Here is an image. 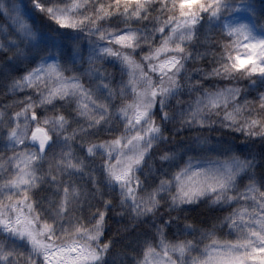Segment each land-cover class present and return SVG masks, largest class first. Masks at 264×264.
<instances>
[{
  "label": "clouds",
  "instance_id": "9594fccd",
  "mask_svg": "<svg viewBox=\"0 0 264 264\" xmlns=\"http://www.w3.org/2000/svg\"><path fill=\"white\" fill-rule=\"evenodd\" d=\"M98 2L99 0H82L80 7L69 10L70 0H39L43 8L36 6L37 0H0V157L8 159L10 152L24 149L39 151L38 145L28 139L22 144L16 145L13 142L9 146L6 138L8 123H15L17 119L21 126L25 121L29 126L42 123L51 136L45 156H54L61 150L70 148L73 158L82 160L80 169L67 172L62 170L60 173L71 177L83 196V204L77 201L69 211L75 213L77 219L83 216L84 223H92L94 209H107L102 236L116 233L114 238L117 243L103 253L100 264H129L131 258L125 251L126 246L130 245L129 234L134 235L137 231L154 227L161 222L160 217L166 212L177 218L175 224L165 218V223L172 227L173 233L177 225L184 227L185 216L193 224L202 225L204 221L200 219L201 214L207 216L211 213L212 206L208 203L209 194L191 202L174 205L170 198V193L175 191L172 187L159 193V203L154 212L138 216L134 223H129L130 203L124 207L121 215H116L120 211L118 205L122 190L119 185L110 184L107 180L103 167V160L107 157L99 148L100 142H106L122 133H142V143L149 147L134 173L141 181L138 196H142L154 183L158 184L162 175L189 157L197 159L232 151L250 159L254 157L253 163L257 166L258 174L264 171V134L257 127V134L251 135L253 128L249 126L246 130L244 127L248 124L249 117H256L264 124V108L258 103L260 94L264 93V74L248 73L246 69L225 71L223 67L231 65L237 52L241 57L247 54L246 49L234 52L228 47L227 41L232 36L224 30V24H246L253 35L264 37V0H223L218 16L211 17L202 12L195 24L186 25L182 31L191 33V36L181 41L184 50L177 53L180 56L179 67L169 73L175 78L174 86L169 87L162 96L163 103L146 96L145 101L152 104L148 115L139 122L132 120L130 124L128 113L133 109L129 107L128 113L120 111L123 105L134 101L135 97L131 85L127 83V68L119 57L101 53L100 48H115L116 44L109 45L112 35L134 31L135 46L125 47L121 51L146 65L148 62L143 59V53L148 52L150 44L158 42L161 36L156 31V25L163 23L169 13L175 15L176 8L171 3L166 5L165 0H146V7L139 17L131 16L130 13L125 17L120 13L101 18L94 25L92 21L95 19V5ZM49 7L52 9L51 13L48 11ZM64 11H69L70 16L87 19L77 20L76 27L61 26L53 19V15ZM21 22L32 35H26L21 30ZM100 32H104L108 39H100ZM90 57H95V63H92ZM53 60L58 61L66 74L76 73L86 90H91L97 100L106 102L107 108L90 104V109L102 116L98 122H89L74 111V97H53L50 101H42L41 97L48 89L47 78L42 84L31 88L26 85L18 87L14 83L40 61ZM259 62L264 63V60ZM145 70L151 76L153 85H159L162 80L168 85L167 75L162 76L147 68ZM139 86L143 87V84ZM223 89H233L236 94L230 96L227 103L212 106L204 102L209 93ZM157 95H160L159 92ZM197 99L201 106L193 114V105ZM25 104H31L32 108L21 112ZM237 105L241 106L240 111H236ZM33 111L37 113L36 119L32 118ZM13 112L19 113L18 117H14ZM58 112L63 114V121H56ZM227 112H232L236 118L227 119ZM149 121L155 124L158 131L154 135H143L144 127ZM61 123L63 127H60ZM74 127L81 130L69 142L65 132L72 135ZM238 136L246 142L238 144ZM89 142L95 145L92 152L86 147ZM165 153L172 154V159H162ZM43 171L46 173L47 168ZM41 183L43 187L38 185L34 189L33 199L41 216L49 218L51 209L47 203V193L51 192V188L47 180ZM97 192L99 194L94 195ZM84 193L87 194L83 195ZM104 196L116 202L115 210L103 204ZM65 222H72L67 213ZM55 223L59 234L62 222L57 219ZM122 225H127V232L122 230ZM0 245H3L5 252L10 248L23 250L25 253L30 251L26 238L2 227ZM32 256L34 260L39 259L36 253ZM0 264L19 262L16 256H9L6 261H0Z\"/></svg>",
  "mask_w": 264,
  "mask_h": 264
},
{
  "label": "snow or ice",
  "instance_id": "6c2138e0",
  "mask_svg": "<svg viewBox=\"0 0 264 264\" xmlns=\"http://www.w3.org/2000/svg\"><path fill=\"white\" fill-rule=\"evenodd\" d=\"M82 0H70L68 9L80 7ZM171 3L176 8L175 15L169 13L163 23L156 25V31L161 33L158 42L150 44L149 50L143 53V59L148 63L141 64L135 57L130 56L121 49L134 47L136 33L124 31L111 36L109 45L117 47H101V53L119 57L121 63L128 71L127 83L131 85L135 94L134 101L123 105L121 113H128V108L133 111L128 113L129 124L132 120L141 121L148 115L151 102H146L145 97L150 96L163 103L162 96L174 86L175 78L169 73L179 67L182 52L181 41L191 36V33L182 31L186 25L196 23L197 17L207 13L211 17L218 16L223 0H165V4ZM37 7L43 5L37 0ZM146 7V0H99L95 5V25L97 20L104 17H112L123 13L125 17H139ZM51 13L52 9L49 7ZM61 26L76 27V21L87 17L70 16L69 11L57 12L53 15ZM166 25V26H165ZM21 30L26 35H32L21 22ZM224 30L231 34L232 39L227 45L234 52L238 49H246L247 54L241 57L235 55L231 65H224L225 71L246 69L248 73L264 74V37L253 35L246 24H224ZM100 39H108L104 32L98 33ZM147 43V41H145ZM95 63V57H90ZM150 71L168 76V85L163 82L153 85ZM47 78V93L42 95V101H50L53 97H74V111L89 122L99 121L102 116L90 109V104H97L101 108H107L106 102L95 98L91 90H86L78 75L66 74L58 61H40L33 68L23 74L22 79L14 83L18 87H35L42 84ZM103 83V81H101ZM143 84V87L139 85ZM107 86V85H106ZM113 91L114 90H111ZM159 92V96L157 93ZM233 89H223L209 93L205 98L206 104L215 106L219 103H227L230 96L235 95ZM260 107L264 108V93L260 94ZM201 106L197 99L193 105V114H196ZM32 108L31 104H25L24 109ZM241 106H236L240 111ZM14 117L19 113L13 112ZM36 119L37 113H31ZM2 116V113H0ZM227 119L234 120L232 112L225 113ZM56 121L64 120L62 113H57ZM256 135V128L264 134V124L256 117H249L248 124ZM63 127V124H60ZM81 129L74 127L72 135L65 132L66 139L71 142L73 136ZM158 129L152 121L145 127L143 135H154ZM6 138L9 146L14 142L22 144L25 139L35 142L39 151L24 149L10 152L8 159L0 157V227L26 238L30 251L10 248L4 251L0 245V261H6L9 256H16L19 264H100L103 253L117 243L116 233L110 236H102L103 224L107 216V209L97 207L94 209L92 223H84L83 216L77 219L75 213L69 210L79 201L83 204L81 189L75 181L66 175L60 174L62 170L80 169L82 160L73 158L70 148H65L54 156H45L48 152L51 136L49 130L42 123L31 126L27 121L21 126L19 119L15 123H8ZM89 152L94 151L95 145L86 144ZM149 145L142 143V133H122L114 138L100 142L99 148L107 157L103 160L104 172L110 184L119 185V212L121 215L124 207L130 203L128 220L134 223L138 216L152 213L159 203V193L168 191L174 205L183 202H191L201 196L208 195V203L212 211L227 208V211L214 215L209 224L195 225L187 216L184 218V227L176 226L173 233L172 227L165 223V218L175 224L176 217L166 212L160 217L159 223L146 230L137 231L130 235V245L126 246V254L131 258L129 264H264V171L258 174L257 166L252 159L236 152L226 151L225 154H212L207 159L189 157L183 164L173 167L167 174L159 178L158 184L138 196L141 184L139 177L134 176L137 166L142 163ZM114 157V159H113ZM162 159H172V154L165 153ZM203 166H200V165ZM47 168V172L43 171ZM95 179V177H94ZM47 180L51 192L47 193V203L51 209L49 218H43L33 199L34 189L41 181ZM84 193L83 195H86ZM99 192L94 195H98ZM104 205L115 210L116 202L109 197H102ZM27 209V211H25ZM9 210L11 215H9ZM69 215L71 223L65 222V214ZM62 222L59 234L56 231V220ZM127 232V225L121 226ZM39 256L34 260L32 254Z\"/></svg>",
  "mask_w": 264,
  "mask_h": 264
},
{
  "label": "trees",
  "instance_id": "16d2710c",
  "mask_svg": "<svg viewBox=\"0 0 264 264\" xmlns=\"http://www.w3.org/2000/svg\"><path fill=\"white\" fill-rule=\"evenodd\" d=\"M237 142H238V144H244L246 141H244L243 139H241L239 136L237 137ZM208 157H204V159H207ZM113 159H114V157H113ZM184 163V161L183 160H181L180 161V164H183ZM36 207L38 208V205H36ZM228 209L227 208H220V209H217V210H213V211H211V213H209L207 216H204L203 214H201V216H200V219L202 220V221H204V224H209L210 223V221H211V219H212V217L214 216V215H216V214H218L219 212H223V211H227ZM25 211H27V209H25Z\"/></svg>",
  "mask_w": 264,
  "mask_h": 264
},
{
  "label": "rangeland",
  "instance_id": "374dc122",
  "mask_svg": "<svg viewBox=\"0 0 264 264\" xmlns=\"http://www.w3.org/2000/svg\"><path fill=\"white\" fill-rule=\"evenodd\" d=\"M200 166H203L202 164Z\"/></svg>",
  "mask_w": 264,
  "mask_h": 264
}]
</instances>
